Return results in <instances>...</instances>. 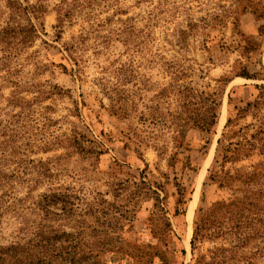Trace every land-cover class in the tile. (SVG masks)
Instances as JSON below:
<instances>
[{
	"label": "rangeland",
	"instance_id": "obj_1",
	"mask_svg": "<svg viewBox=\"0 0 264 264\" xmlns=\"http://www.w3.org/2000/svg\"><path fill=\"white\" fill-rule=\"evenodd\" d=\"M18 1L0 247L43 224L74 264H264V0ZM55 193L76 211L44 221Z\"/></svg>",
	"mask_w": 264,
	"mask_h": 264
},
{
	"label": "trees",
	"instance_id": "obj_2",
	"mask_svg": "<svg viewBox=\"0 0 264 264\" xmlns=\"http://www.w3.org/2000/svg\"><path fill=\"white\" fill-rule=\"evenodd\" d=\"M7 5L11 11L9 20L2 21L0 12V45H4L1 52L13 53L14 51L17 52L18 45L22 44L29 46L35 38L37 31L31 21L23 25L14 21V17L18 10L23 12L25 16H28V14L34 13V8L30 6L23 8V5L18 0H9ZM18 36L22 37L20 42H17L19 40ZM263 88H261V90ZM250 107L251 104H248L247 109ZM241 112H246V109ZM214 120L210 125L214 124ZM205 125L207 128V123ZM205 125H203L204 128ZM2 147L3 144L0 143V152L2 151ZM4 177L8 180L13 178V176L8 177L6 175ZM5 196H7L6 193L3 197H0V217L10 209L2 204ZM72 198H74V196L67 193H55L44 196V205L40 208L45 219L44 221L62 222L67 215L75 212L76 205L69 202ZM58 204H61V207H59ZM55 210H60L61 213H55ZM47 229H49L50 232H48ZM38 230L39 231L35 233L34 240H27V237H25L23 242L12 244L6 248L0 247V264H74L72 260H74V257L78 255V252L81 250L73 242L71 245L68 244L67 246L63 244L68 242L67 239L70 238L71 235L66 232L59 235L55 227H47L43 226V224L40 225ZM53 231L54 235L51 236ZM51 241L53 242L52 244L50 243ZM87 255L90 258L97 257L93 252H89Z\"/></svg>",
	"mask_w": 264,
	"mask_h": 264
}]
</instances>
